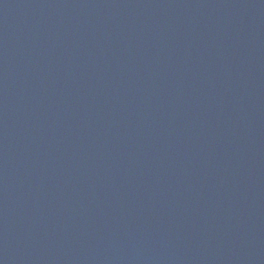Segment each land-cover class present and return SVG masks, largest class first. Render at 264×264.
Segmentation results:
<instances>
[{
  "label": "water",
  "instance_id": "95a60500",
  "mask_svg": "<svg viewBox=\"0 0 264 264\" xmlns=\"http://www.w3.org/2000/svg\"><path fill=\"white\" fill-rule=\"evenodd\" d=\"M0 264H264V0H0Z\"/></svg>",
  "mask_w": 264,
  "mask_h": 264
}]
</instances>
